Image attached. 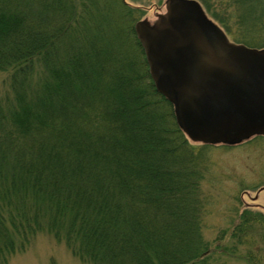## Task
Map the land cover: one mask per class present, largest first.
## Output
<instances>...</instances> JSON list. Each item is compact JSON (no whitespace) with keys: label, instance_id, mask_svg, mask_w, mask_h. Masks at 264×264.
<instances>
[{"label":"trees","instance_id":"1","mask_svg":"<svg viewBox=\"0 0 264 264\" xmlns=\"http://www.w3.org/2000/svg\"><path fill=\"white\" fill-rule=\"evenodd\" d=\"M86 3L0 0V264L40 234L89 264H216L201 239L202 154L155 92L127 20L133 59ZM225 6L228 33L224 22L264 32V0Z\"/></svg>","mask_w":264,"mask_h":264},{"label":"water","instance_id":"2","mask_svg":"<svg viewBox=\"0 0 264 264\" xmlns=\"http://www.w3.org/2000/svg\"><path fill=\"white\" fill-rule=\"evenodd\" d=\"M167 3L159 23L137 22L134 30L155 91L173 106L181 132L210 145L264 135V48L230 42L195 0Z\"/></svg>","mask_w":264,"mask_h":264},{"label":"rangeland","instance_id":"3","mask_svg":"<svg viewBox=\"0 0 264 264\" xmlns=\"http://www.w3.org/2000/svg\"><path fill=\"white\" fill-rule=\"evenodd\" d=\"M83 1L87 2L86 9L91 15L105 23L110 34L117 40H123L121 45L125 48L124 58L129 59H133L135 54L124 35L120 36L125 27L122 19L127 20V27L133 28L136 37L134 26L137 22L148 20L152 23L157 14L165 12V0ZM197 1L210 19L220 26L233 42H237L234 38L238 34L241 42L237 43L248 47L264 42V32L260 35L250 34L239 27L237 30V26L232 24L233 30L224 22V25L232 30L228 33L225 26L220 25L219 21L224 20L226 16H234L233 13H228L232 7L225 6L227 0ZM120 3L125 5L127 10L121 7ZM251 4L252 1H239V12L251 13ZM129 10L131 13H128ZM139 57L141 59L140 54ZM132 65L131 68L136 74L135 68L138 71V67ZM7 78L8 73H0V96L8 91V83H5ZM193 146L194 151L199 150L202 154L203 171L197 196L202 199L204 207L201 239L204 244H208L210 257H207L216 264H252L249 262L251 257L255 259L253 264H264V191L260 192V189L264 188V137L256 136L237 146L218 145L208 146L206 149H202L200 144ZM189 164L182 162V173L193 172ZM255 195L258 197L253 200ZM189 217L190 214L185 215V218ZM8 264L89 263L81 262L72 256L63 244L55 242L49 235L40 234L23 252L12 255Z\"/></svg>","mask_w":264,"mask_h":264},{"label":"flooded vegetation","instance_id":"4","mask_svg":"<svg viewBox=\"0 0 264 264\" xmlns=\"http://www.w3.org/2000/svg\"><path fill=\"white\" fill-rule=\"evenodd\" d=\"M172 1H179V0H172ZM168 2V0H165V3H164V6H165V12L164 13H159V14H157L156 15V19H154V21H152V23H150L148 20H146V22H145V24H146V26H155L156 25V23L159 21V17L160 16H165V15H167L168 13H169V9H168V7H169V4L167 3ZM180 6V7H179ZM181 7H182V5H178V7H175L174 8V10L173 11H171L172 13H173V19H174V21H175V23H177L178 22V18H179V16H180V12L182 11L181 10ZM203 10H204V8H202ZM170 12V13H171ZM205 12V11H204ZM205 14H206V16L210 19V17L207 15V13L205 12ZM162 21H164L165 22V20H162ZM159 23V22H158ZM191 27H192V29L194 30V23L193 24H191ZM157 29V31H158V33L159 32H162V33H164L165 35H167V34H169L168 33V31L166 30V31H161V30H159V28H156ZM197 31H198V29H197ZM227 37V36H226ZM228 39H229V41L230 42H232V43H234L229 37H228ZM170 104V103H169ZM171 105V104H170ZM172 106V105H171ZM173 107V106H172ZM245 113V112H244ZM264 137V135H255V134H253V135H251L249 138H245L244 140H241L239 143H236V144H227V143H224V142H217V143H215V144H212L213 146H218V145H223V146H237V145H240V144H242V143H244V142H246V141H248V140H250L251 138H253V137Z\"/></svg>","mask_w":264,"mask_h":264}]
</instances>
